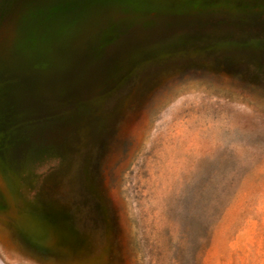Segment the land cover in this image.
<instances>
[{
	"label": "rangeland",
	"instance_id": "1",
	"mask_svg": "<svg viewBox=\"0 0 264 264\" xmlns=\"http://www.w3.org/2000/svg\"><path fill=\"white\" fill-rule=\"evenodd\" d=\"M0 264H264V0H0Z\"/></svg>",
	"mask_w": 264,
	"mask_h": 264
}]
</instances>
